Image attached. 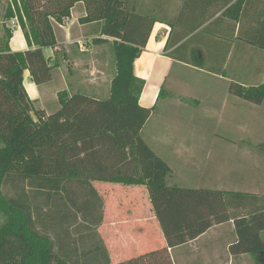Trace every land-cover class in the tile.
Masks as SVG:
<instances>
[{
  "label": "trees",
  "instance_id": "trees-1",
  "mask_svg": "<svg viewBox=\"0 0 264 264\" xmlns=\"http://www.w3.org/2000/svg\"><path fill=\"white\" fill-rule=\"evenodd\" d=\"M78 2L86 10L79 23L97 22L100 35L112 39L115 74L107 99L59 92V109L46 116L29 100L23 73L29 71L36 85L50 80L54 66L42 49L57 46L52 22L69 18ZM12 5L3 20L17 18L29 49L11 52L10 31L0 43V264H109L96 233L103 203L91 182L144 186L148 192L166 247L122 264H172L168 248L230 220L237 236L232 254L264 251V205L217 190L167 186L169 167L140 137L152 109L139 105L144 81L133 74L146 42L135 37L139 15L121 0H12ZM229 90L253 104L264 100V86L231 84Z\"/></svg>",
  "mask_w": 264,
  "mask_h": 264
},
{
  "label": "crops",
  "instance_id": "crops-1",
  "mask_svg": "<svg viewBox=\"0 0 264 264\" xmlns=\"http://www.w3.org/2000/svg\"><path fill=\"white\" fill-rule=\"evenodd\" d=\"M121 1L126 9L140 16V35L135 37L140 41L146 37L133 63L134 76L144 81L141 107L153 110L162 95L163 99H174L171 93L199 102L205 99L207 103H213L219 95L223 101L220 114L214 107L197 114L209 120L208 126L220 127L227 141L210 145L202 163L196 160L193 147L160 139L163 154L177 160L167 162V186L217 190L252 198L256 206H263L264 142L260 137L264 135V100L253 104L229 89L231 84L244 88L264 86V0ZM85 16V6L78 2L70 9L69 18L60 24L52 22L57 46L42 49L45 59L54 66L48 82L36 85L29 71L23 73L29 100L46 116L59 109V92L108 98L110 81L102 90L106 81L103 57L110 51L112 39L100 35L101 24L97 22L80 24L79 19ZM0 25V43L10 31L11 52L29 49L16 17L2 19ZM99 39L107 42L96 43ZM189 118L194 117L190 114ZM173 125L171 122L162 128L169 127V134L163 133L165 137L178 130ZM232 136L241 142L230 140ZM244 137H250L251 142L246 143ZM212 152L222 153L219 164ZM91 183L103 203L102 222L96 233L107 251L109 264H122L166 247L144 186ZM260 239L264 246V230ZM236 242L230 220L167 252L172 264H264V251L255 256L232 254L230 247Z\"/></svg>",
  "mask_w": 264,
  "mask_h": 264
},
{
  "label": "rangeland",
  "instance_id": "rangeland-1",
  "mask_svg": "<svg viewBox=\"0 0 264 264\" xmlns=\"http://www.w3.org/2000/svg\"><path fill=\"white\" fill-rule=\"evenodd\" d=\"M9 4V0H0V22L3 19L5 8H7ZM1 34L2 31L0 28V36ZM108 51L104 53L105 56L103 57V64L105 65L106 72V81L102 86L103 91L109 83L108 81H111L115 74L114 60L111 51ZM171 95L174 99H163L165 96L162 95L155 108L151 110L150 118L147 121L148 124L142 128L143 130H141L140 137L144 140V142H146L147 145L150 146L152 150L155 151L159 158L166 162L167 165L168 163L173 164L177 160L169 159L165 154H163L160 149V139L171 141V144L173 145L182 144L193 147L196 150V160L202 163L203 160L206 159L207 152H209L210 150V145L216 146L227 142L226 138L221 133L220 127L213 128L212 126H208L207 122H209V120H205L203 118L200 119V117L197 115L200 113L204 114V109L208 107H214L218 114H220V112L222 111L221 106L223 105L221 96L218 95L217 99H213V103H207L205 102V99H200L202 102H199L198 100L194 101L193 99H185L174 93H171ZM196 101L198 102L196 103ZM190 114H192L194 118L190 119ZM197 118L199 120H196ZM171 122L174 123L173 128H176L178 130H175V132L170 131L173 132V135L165 137L164 134H169V127L166 129L162 128H164L166 124H170ZM214 126H216V124ZM260 138H262L261 141L264 142V135ZM230 140L237 141V137L232 136L230 137ZM244 140L246 143L251 142L250 137H244ZM237 142L240 143L241 141ZM212 154L214 156V161L218 162L219 164L220 155H222V153L212 152ZM189 187L191 186L189 185ZM10 189V187H7L4 190L8 194H12ZM2 219L3 216L2 214H0V226L2 225ZM253 263L257 264L255 261Z\"/></svg>",
  "mask_w": 264,
  "mask_h": 264
},
{
  "label": "built area",
  "instance_id": "built-area-1",
  "mask_svg": "<svg viewBox=\"0 0 264 264\" xmlns=\"http://www.w3.org/2000/svg\"><path fill=\"white\" fill-rule=\"evenodd\" d=\"M9 2L11 3V5H12V0H9ZM13 7V6H12Z\"/></svg>",
  "mask_w": 264,
  "mask_h": 264
}]
</instances>
